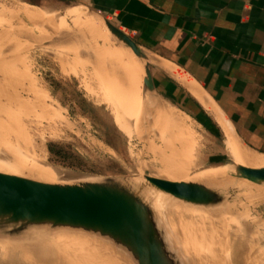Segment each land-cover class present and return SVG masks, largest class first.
I'll list each match as a JSON object with an SVG mask.
<instances>
[{"label": "rangeland", "instance_id": "1", "mask_svg": "<svg viewBox=\"0 0 264 264\" xmlns=\"http://www.w3.org/2000/svg\"><path fill=\"white\" fill-rule=\"evenodd\" d=\"M71 7L78 8L66 0H0V171L31 179L36 170L47 167L70 175L59 181L62 184L115 178L137 187L136 180L146 184L145 175L200 183H204L200 179L211 176H229L232 171L192 175L212 164H231L224 135L211 137L168 100L142 90L136 61L123 44L109 37V44L117 45L120 50L117 76L128 113L124 119L122 114L114 112V106L108 105L106 98L114 97L108 89L115 83V61L108 59L109 51L101 44L95 51L93 40L86 35L82 38L75 30L67 14ZM23 8H29L34 15L47 11L56 18L33 17L29 21L22 14ZM78 10L88 17L93 15L84 8ZM130 65L131 77L123 76V69ZM142 98L152 101L153 106L171 108L177 114L181 130L193 149L194 165L189 175L169 174L173 170L165 159L170 157V152L157 135L168 137L170 130L158 131L160 122L148 119L151 115L145 105L141 106ZM49 146L60 152L58 156L49 152ZM256 155V163L260 164L264 156ZM245 161L235 160L232 165H243L241 162ZM178 175L180 178L175 177ZM215 189L223 198L221 203L196 208L195 204L180 201L189 207L183 208L173 203L179 202L177 199L163 194L171 202L150 186L145 187L146 193L153 192L152 199L159 205L189 216L190 227L182 225L173 210L165 215L176 223L160 224L181 264H264V183L240 182L232 189L227 184H218ZM161 213H166V209ZM11 228L0 230V241L14 247L20 245L22 249L28 242L33 243L36 250L33 259L41 264H50L49 258L58 254L63 264H137L132 257L127 261L105 245L97 247L78 238L108 241L93 234L68 229L47 232L46 228H40L36 230L55 234L57 238L40 236L27 241L21 239L27 229L9 234ZM28 230L34 233L35 229ZM52 243L60 247L52 251L56 246L53 248ZM20 254L24 255L23 251ZM4 255L0 248L2 263H12Z\"/></svg>", "mask_w": 264, "mask_h": 264}, {"label": "crops", "instance_id": "2", "mask_svg": "<svg viewBox=\"0 0 264 264\" xmlns=\"http://www.w3.org/2000/svg\"><path fill=\"white\" fill-rule=\"evenodd\" d=\"M104 17L152 59L158 96L215 138L218 124L182 82L186 74L234 134L264 156V0H66Z\"/></svg>", "mask_w": 264, "mask_h": 264}, {"label": "water", "instance_id": "3", "mask_svg": "<svg viewBox=\"0 0 264 264\" xmlns=\"http://www.w3.org/2000/svg\"><path fill=\"white\" fill-rule=\"evenodd\" d=\"M97 17L141 62L145 92L158 96L148 53L110 21ZM235 168L251 182L264 183V168L240 165ZM143 178L146 184H140L137 189L131 187L132 182L115 178L53 186L0 171V230L10 226L9 234L31 228L82 231L124 249L137 264H181L159 223L157 212L139 190L150 186L179 201L204 206L219 204L223 198L219 190L199 183L147 175Z\"/></svg>", "mask_w": 264, "mask_h": 264}, {"label": "bare ground", "instance_id": "4", "mask_svg": "<svg viewBox=\"0 0 264 264\" xmlns=\"http://www.w3.org/2000/svg\"><path fill=\"white\" fill-rule=\"evenodd\" d=\"M78 8L77 7H71V8H68V10H67V14L73 20V23H74L75 28H76L75 30L82 36V38H84V35H86V36H89L93 40V42H94L93 43V49L95 51L99 50L102 47L103 49H106L107 51H109L108 52V59L110 61H115V75H114L115 76V83L111 87H109V89H108V93L111 96L113 95L115 97V99H114V97L110 99L107 96V98H106L107 100L106 99L105 100H106V102L109 103L108 105L114 106L115 110H114V108H113V110L115 113L122 114L124 119H125L127 116V113H128L126 103H125L126 100H125V96L121 90L120 80L117 76V73L119 71L118 56H119L120 50L116 44H115L116 45L115 47L113 45L109 44V42H110L109 37L112 41H113L112 38H114L118 44L120 42L117 40V38H115V36H113L111 34V32L107 29V27L105 26L103 21L101 19H99V17H97L95 15H91V17H88V16H86V14H83L82 12H80L78 10ZM22 14L27 19H30L29 21L34 20L35 18L32 19L33 17H37L36 20L38 18H40L41 20L42 19L43 20L44 19L50 20V19L56 18L55 15H52L47 11H40L39 13H36V15H34L29 8H23ZM100 22L102 24H100ZM63 25H64V23H63ZM79 36H77V37L79 38ZM79 40H80V38H79ZM98 44H101L102 46L100 47ZM127 49H128L127 52L129 53L131 58H134V60L136 61V66L138 69L137 78H138V81L141 82V89L144 90V76H143V68H142L141 62L131 53L129 48H127ZM158 66L161 69H163L164 71L168 72L173 77H175L176 79H178L179 82L181 81L182 84L185 85V87L198 100V102L206 108V110L209 112V114L214 119V121L218 124L219 128L221 129V131L224 135L225 149H226L230 159L232 160V162L233 161L235 162V160L236 161L252 160V161L241 162V163H243V165L237 163L236 166H238V165L245 166L246 165L245 167H250V168H264V159L260 162V164L256 163V162H258L257 155L249 147H247L245 144H243V142H241V140L234 134L232 129L229 127L226 120L221 115V113L217 110V108L212 104V102L209 101V99L202 93L200 88L186 74H184L181 70H179L173 66H167V65H164L161 63H158ZM130 67H131V65L129 67L126 66V68L123 69V76H125V77L130 76L131 77V72L129 71ZM132 70H133V68H132ZM141 106L147 107L149 109V112L151 115V116H149V118L147 117L149 120H157L160 122V126L158 127V129H159L158 131L162 130L163 128H166V130L167 129L170 130V131H168L169 132L168 134H171V135H168V137H166V136L164 137V135H161V136L157 135L158 137H160L162 139V142L164 143L165 148L170 152L169 158L165 159L163 157L166 160V162L168 161V163L170 162V164H171V166L169 165V167H171L173 172H171L169 174L172 175V173L178 172L181 174L189 175L188 171L190 169H192L193 165H194V161H193L192 155H191V152L193 149L191 146L192 145L191 142L188 143L185 134H183V131L181 130L182 128L180 125H182V124H180V122H179L180 119L177 118V114L176 115L173 114V110H171V108H167L166 106H153L152 101H150L148 99H145L143 101V98H142ZM139 120H141V119H139ZM166 130H164V131H166ZM155 132H157V131L155 130ZM171 132H174V133H171ZM164 159H162V160H164ZM164 161L163 162L161 161V162L164 163ZM232 162H231V164L222 163L219 165H213V166L207 167L205 169L198 170L197 172L192 174V175H203V176H205L208 174L210 175V173H213V172L217 173L219 171H232L229 174V176L221 177V178H216L214 176H211V177L206 178V179H200V180H204V183H200V182L193 181V180H187L186 182L199 183V184H202V185L209 187V188H212V189H215V187L218 184H227L228 187L230 189H232L236 184H238L240 182H251L250 180L245 178L243 175H241L236 170L235 165H232ZM165 165L168 166V164H165ZM35 172H37V173L33 174L34 177H32L31 180L41 182L44 184L53 185V186L61 185L62 183H60L59 181L61 179H64V178H67L70 176V175L64 174V172L62 173L61 171L51 170L47 167H42L40 170H38V171L36 170ZM169 172H170V170H169ZM216 175H219V174H216ZM175 177L180 178V175L175 176ZM194 178H197V177H194ZM28 179H30V178H28ZM162 179L177 182V180H174V179H169V178H162ZM136 181H137L138 185L141 184L139 180H136ZM82 182H91V181H81L78 183H82ZM131 187H133L134 189L138 188L136 185H134V183L131 184ZM139 193L146 201H149L150 204L152 205V207L155 209V211L157 212V215H158L159 223L161 225L163 224V226H165V225H168L170 223H173V224L176 223V220L174 218L169 219L168 218L169 216L165 215V214L170 215L171 210H173V212H175L177 214V217H179L178 219L181 220L182 225H184L186 227L191 226V223L189 222V218H188L189 216L187 213H184V212L176 210V209H172V207H164L163 204L159 205L158 203H156L155 200L152 199V193L153 192H151V191H148V193H146L145 189H143V190H139ZM160 195L164 198H167L162 193ZM167 199L170 200L169 198H167ZM173 203H175V204H177V206H181L183 208H185V207L189 208L188 206L183 205L182 202H180V201L179 202H173ZM203 206L204 205H197L196 208L203 207ZM196 208H194V209H196ZM165 209H166V213H161V211L164 212ZM191 210H193V209H191ZM35 230H33L34 233H31V230L27 229L25 234L23 235V237L21 239H23V240L25 239L27 241H33L34 239H37L40 236H41V238H42V236H48L49 237L51 235H52L51 238H53V236L56 237L55 234H49L48 235L47 232H49V231L46 232L47 234L46 233L44 234L43 232H39V231H37V230L35 231ZM172 233H173V231H172ZM21 235H22V233H21ZM63 235H65V234H63ZM0 237H2V236L0 235ZM78 238H84L87 242L94 243L97 247H101V246L105 245L107 248L115 251L116 253H118V254L120 253L124 258H126L127 261H130V257H131L130 255H127L123 251V249H121L120 247H116V246L112 245V243H110L109 241L92 240L86 236H79ZM53 239H55V238H53ZM56 240H54V241H56ZM69 240L73 241L74 239H69ZM0 242H1L0 248H2L3 252L5 253L4 257L6 256L5 257L6 261L10 260L9 262H12V263H6V264H41L39 261H37V262L34 261L36 258L33 259L34 258L33 254L36 252L33 243L28 242L27 247L22 249V247H20V245H16V247H14L13 244L8 245L7 243H5L3 241H0ZM54 244L52 243V246ZM55 245H54L55 248L53 246L54 249H52V251L56 250V248L60 247V245H57V244H55ZM48 248L49 247H47V250H48ZM22 251H23L24 255L20 254ZM8 252H11L12 254L11 253L7 254ZM27 257L30 258L32 261H28ZM2 259H4V258H2ZM49 260L51 261L50 264H63V261H62L63 258L61 257V254L54 256V258L53 257L49 258ZM0 263L5 264L4 261L2 263L1 260H0ZM44 263H45V261H44Z\"/></svg>", "mask_w": 264, "mask_h": 264}, {"label": "trees", "instance_id": "5", "mask_svg": "<svg viewBox=\"0 0 264 264\" xmlns=\"http://www.w3.org/2000/svg\"><path fill=\"white\" fill-rule=\"evenodd\" d=\"M48 150L51 154L55 155V156H58V154L60 153L59 151H55L52 146H49L48 147Z\"/></svg>", "mask_w": 264, "mask_h": 264}]
</instances>
